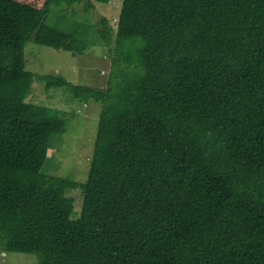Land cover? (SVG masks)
<instances>
[{"label": "trees", "instance_id": "obj_1", "mask_svg": "<svg viewBox=\"0 0 264 264\" xmlns=\"http://www.w3.org/2000/svg\"><path fill=\"white\" fill-rule=\"evenodd\" d=\"M110 1L0 0V249L38 264H264V0H123L115 33L49 23L53 7ZM98 39L106 89L26 70L28 42L84 55ZM35 82L101 105L84 184L43 172L67 115L29 101Z\"/></svg>", "mask_w": 264, "mask_h": 264}, {"label": "rangeland", "instance_id": "obj_2", "mask_svg": "<svg viewBox=\"0 0 264 264\" xmlns=\"http://www.w3.org/2000/svg\"><path fill=\"white\" fill-rule=\"evenodd\" d=\"M21 4L42 10L46 0H17ZM123 0H111L109 4L95 3V9L86 11L83 2L72 7H53L49 23L58 26L64 16L66 28L73 23H81L92 28L103 29L106 20L116 31ZM57 13V14H56ZM91 28V29H92ZM94 33V31H93ZM26 70L38 75H59L75 85L106 89L112 67L109 48L98 39L84 55L55 50L34 42L25 46ZM30 102L56 109L67 115L64 130L49 140V160L43 172L47 175L69 178L79 184L87 182L90 163L98 131L101 105L78 102L68 89L53 88L46 90L45 85L35 82ZM75 200V217L80 216L83 205L81 189L67 192ZM0 264H38L35 255L9 253L0 249Z\"/></svg>", "mask_w": 264, "mask_h": 264}]
</instances>
